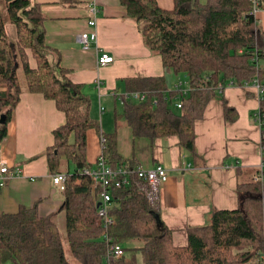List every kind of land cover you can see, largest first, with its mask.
Wrapping results in <instances>:
<instances>
[{
  "label": "trees",
  "instance_id": "obj_1",
  "mask_svg": "<svg viewBox=\"0 0 264 264\" xmlns=\"http://www.w3.org/2000/svg\"><path fill=\"white\" fill-rule=\"evenodd\" d=\"M120 2L138 24L146 47L162 57L164 68L185 77L179 82L188 92L176 90L177 84L168 89L164 77L130 80L135 90L149 93L148 99H123L116 127L123 120L135 137L178 136L180 144L195 153V123L219 85L264 83V31L255 16L256 8L264 10V0L258 6L253 0H174L172 10L161 8L157 0ZM44 20L32 0H0V87L6 88L0 93V143L8 136L25 90L54 100L65 114L66 123L54 131L55 145L48 152L51 173H61L64 161L74 166L73 173H67L60 211L65 236L56 220L60 212L40 216L34 207L3 214L0 264H249L255 250L264 247V181L240 184L238 208L212 210L205 225L188 228L186 247L174 245L172 230L162 221L156 198L149 195L151 185L136 174L129 176V185L112 189L109 213L114 223L106 228L98 223L91 180L82 171L93 168L87 161V133H100V125L90 117L91 101L82 86L69 79L60 53L46 44ZM7 24L13 26L14 38ZM177 101L180 109L175 108ZM260 110L264 113V97ZM100 135L110 167L137 168L120 155L116 132ZM116 245L123 249L121 258L109 255ZM135 251L142 262L127 256Z\"/></svg>",
  "mask_w": 264,
  "mask_h": 264
},
{
  "label": "crops",
  "instance_id": "obj_2",
  "mask_svg": "<svg viewBox=\"0 0 264 264\" xmlns=\"http://www.w3.org/2000/svg\"><path fill=\"white\" fill-rule=\"evenodd\" d=\"M32 1L45 18L46 44L60 53L69 79L81 85L89 97L90 117L99 122L100 133H117L118 151L129 165L145 169L162 165L167 170L168 180L159 186L155 202L162 221L172 230L174 245L186 247L188 228L205 225L212 210L237 209L238 186L251 182L263 161L262 131L256 119L262 103L258 90L252 84H226L218 90L195 123V153L186 150L178 136L135 137L123 120L117 127L115 122L116 112L122 111L123 95L141 91L130 80L164 77L172 90L185 77L168 72L162 57L146 47L138 24L120 0ZM157 1L166 10L175 5L174 0ZM93 3L99 8L96 26L89 25ZM256 18L263 29L264 10ZM7 30L14 38L13 26L7 24ZM92 32L97 33V40L86 50L78 37ZM103 52L113 56L114 62L99 67L97 60ZM30 64L36 66L31 55ZM5 90L0 87V93ZM65 123L66 116L54 100L26 90L21 94L8 124V136L1 143L0 166L20 168L23 173L9 178L0 189V216L21 208L37 207L40 216L61 211L64 191L53 182L58 173L49 169L48 152L55 145L54 131ZM100 133L96 129L87 133L91 167L101 154ZM64 164L70 168L66 161ZM61 173L71 174L63 167ZM63 216L60 212L57 222ZM58 225L65 226V217Z\"/></svg>",
  "mask_w": 264,
  "mask_h": 264
},
{
  "label": "built area",
  "instance_id": "obj_3",
  "mask_svg": "<svg viewBox=\"0 0 264 264\" xmlns=\"http://www.w3.org/2000/svg\"><path fill=\"white\" fill-rule=\"evenodd\" d=\"M254 5L258 6L259 0H253ZM261 9H255V16L257 12ZM99 12V8L95 3H93L89 7V13L92 19L89 21L90 26L97 25V15ZM97 40V33H82L78 37V41L82 44L84 49H89L90 43L92 41ZM114 62V57L108 53H101L98 57L97 64L99 67H105ZM229 85H235L233 82H229ZM248 84V83H246ZM252 84L260 93L263 99L264 95V83L259 82L258 80H254L253 82L249 83ZM183 84L181 82L177 83L176 90H180L187 94L188 89L183 88ZM224 85H219L218 89H224ZM148 92H128L123 95V99L125 100H133L137 102H144L148 99ZM153 104H157V100L153 99ZM175 107L180 109L182 107V103L177 101L175 103ZM257 122L259 127L262 131V138L264 137V113L259 110L257 114ZM102 142L104 140L101 139V147ZM264 152V147H262ZM0 150H1V143H0ZM259 171L255 173L252 177V181L255 183L263 182L264 181V153H263V161L258 169ZM23 173V170L17 168L15 170H10L9 166L4 164L0 166V188H3L6 184V181L9 178L14 176H18ZM82 174L87 175L91 180L92 191L95 197V204L98 210V223L103 225L104 228L112 225L114 223V218L109 213L110 202L112 199V189L115 188H122L123 186H127L130 184V175L136 174L139 178L146 179L152 187V192L149 194L151 197L156 198L159 186L162 183H165L168 180V172L162 166L158 165L153 169H145L142 167H137L135 170H129L125 167H121L118 170H114L110 167L104 158L103 152L101 150V154L97 160V164L93 168H86L82 171ZM121 177V178H118ZM53 182L56 185H59L61 190H65V183L68 179L67 174L58 173L52 177ZM100 204V206H98ZM104 238L107 239V236ZM124 252L120 245H116L112 248L110 252V257L113 258H121ZM253 264H264V247L256 252L254 257Z\"/></svg>",
  "mask_w": 264,
  "mask_h": 264
},
{
  "label": "rangeland",
  "instance_id": "obj_4",
  "mask_svg": "<svg viewBox=\"0 0 264 264\" xmlns=\"http://www.w3.org/2000/svg\"><path fill=\"white\" fill-rule=\"evenodd\" d=\"M3 11H5V8H4ZM263 29H264V23H263ZM109 118H110V117H105V119H109ZM102 130H104V129L102 128ZM63 170H64L65 172L70 171L71 174H72L73 171H74V166H73V165H70V168H68L67 164H64V166H63ZM92 199H93V201L95 200L94 194H92ZM63 219H64V216H63L62 218H59V219H58V222L60 223ZM60 227H61L62 235L65 236V226H60ZM65 249H66V253L70 254V252H69V248H68V246H67L66 243H65ZM256 250H257V249H256ZM256 250H255V253L257 252ZM132 255H135L136 258H137V260H138L139 262H142V256H141V253H140L139 251H135V252H127V256H132ZM253 263H254V258L252 259V261H251L249 264H253Z\"/></svg>",
  "mask_w": 264,
  "mask_h": 264
},
{
  "label": "water",
  "instance_id": "obj_5",
  "mask_svg": "<svg viewBox=\"0 0 264 264\" xmlns=\"http://www.w3.org/2000/svg\"><path fill=\"white\" fill-rule=\"evenodd\" d=\"M18 67V65H16V68ZM4 120H5V117L3 116L2 117V122H4ZM98 206H100V204H98Z\"/></svg>",
  "mask_w": 264,
  "mask_h": 264
}]
</instances>
